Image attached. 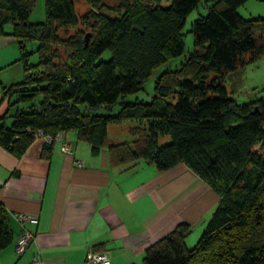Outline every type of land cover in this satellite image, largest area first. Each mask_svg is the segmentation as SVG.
I'll return each mask as SVG.
<instances>
[{"label":"trees","instance_id":"obj_1","mask_svg":"<svg viewBox=\"0 0 264 264\" xmlns=\"http://www.w3.org/2000/svg\"><path fill=\"white\" fill-rule=\"evenodd\" d=\"M85 1L78 15L74 0H45V20L32 21L37 0H0V35L16 39L24 71L2 88L0 146L20 158L42 132L49 159L53 139L75 131L92 154L107 149L113 166L184 164L218 207L195 247L182 222L146 249L144 264H264V97L238 104L225 86L228 74L264 56V17L239 13L248 0ZM201 4L208 13L192 24L194 48L179 69L158 75L150 102L126 101L184 54V26ZM117 104L118 114L99 113ZM124 121L141 123L131 128L136 139L110 143L108 126ZM13 238L0 203V252Z\"/></svg>","mask_w":264,"mask_h":264},{"label":"crops","instance_id":"obj_2","mask_svg":"<svg viewBox=\"0 0 264 264\" xmlns=\"http://www.w3.org/2000/svg\"><path fill=\"white\" fill-rule=\"evenodd\" d=\"M34 12L32 21L44 19L43 13L34 18ZM19 57L16 39L0 35V117L8 109L2 88L24 76ZM48 137L36 139L20 158L0 146V203L14 235L0 252V264H31L37 255L44 264H84L89 248L107 251L111 264H142L150 245L178 224L192 223L181 211L196 206L202 194L207 192L208 208L219 204L212 188L184 164L167 171L145 161L133 169L113 166L107 149L92 154L91 145L75 131L58 134L45 159ZM65 143L72 154L63 152ZM17 213L35 215L38 221L21 223ZM24 231L35 239L19 253L17 239Z\"/></svg>","mask_w":264,"mask_h":264},{"label":"rangeland","instance_id":"obj_3","mask_svg":"<svg viewBox=\"0 0 264 264\" xmlns=\"http://www.w3.org/2000/svg\"><path fill=\"white\" fill-rule=\"evenodd\" d=\"M77 12L80 13L88 8V4L85 0H75ZM164 5L168 4V0L163 1ZM88 11V10H87ZM44 14L45 20V0L37 1L35 6L34 18H37L41 14ZM208 13V8L201 4L198 9L194 10L187 18L184 26V41L185 52L183 55L169 60L166 64L156 68L149 79L145 82L144 88L139 92L126 97V101H145L150 102L155 94V82L158 75L165 70L179 69L180 63L194 48V34L192 30V24L195 20L205 16ZM239 13L246 19L264 17V0H248L243 6L239 8ZM10 26V25H8ZM38 57L33 54L30 58L31 63H36ZM225 86L230 96L238 104H247L256 99L264 97V56L258 60L251 61L245 65L242 69L235 73L228 74L225 78ZM120 111V104H117L111 112L101 110L99 113L103 115L118 114ZM138 121H124L121 124H112L109 126V139L112 142L123 143L133 142L136 136L131 132V128L140 126ZM144 124H146L144 122ZM145 163L140 161V163ZM153 165V164H152ZM152 167H155L154 165ZM156 169V168H155ZM207 192L202 194L197 199V205L191 206L188 210L183 209L181 216L185 219H190L191 233L187 237L186 243L189 248H193L197 245L201 236L203 235L213 213L217 209L218 203H213L210 208ZM142 264L144 262L142 261Z\"/></svg>","mask_w":264,"mask_h":264},{"label":"built area","instance_id":"obj_4","mask_svg":"<svg viewBox=\"0 0 264 264\" xmlns=\"http://www.w3.org/2000/svg\"><path fill=\"white\" fill-rule=\"evenodd\" d=\"M42 132L37 133L36 137L37 139L40 137H44ZM48 137V136H46ZM49 138V137H48ZM62 150L65 153L72 154L73 151L70 148V145L65 143L62 146ZM79 166L82 165V162L80 161ZM16 217L18 221L21 223L24 222H33L36 223L38 221V217L35 215H31L28 213H17ZM35 239V235L29 231L22 232L18 239H17V251L19 253H22ZM31 264H44V261L40 256H35L31 262ZM84 264H111V258L107 251H99L94 248H89L86 254V260Z\"/></svg>","mask_w":264,"mask_h":264}]
</instances>
